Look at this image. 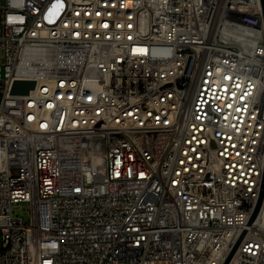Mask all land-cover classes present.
<instances>
[{"label":"built area","instance_id":"obj_1","mask_svg":"<svg viewBox=\"0 0 264 264\" xmlns=\"http://www.w3.org/2000/svg\"><path fill=\"white\" fill-rule=\"evenodd\" d=\"M0 264H264L262 0H0Z\"/></svg>","mask_w":264,"mask_h":264},{"label":"water","instance_id":"obj_2","mask_svg":"<svg viewBox=\"0 0 264 264\" xmlns=\"http://www.w3.org/2000/svg\"><path fill=\"white\" fill-rule=\"evenodd\" d=\"M263 10H264V0H262ZM33 81H15L12 92L14 93H27L29 89L33 88ZM231 256V255H230ZM230 257L228 258V260ZM227 260V262H228Z\"/></svg>","mask_w":264,"mask_h":264},{"label":"rangeland","instance_id":"obj_3","mask_svg":"<svg viewBox=\"0 0 264 264\" xmlns=\"http://www.w3.org/2000/svg\"><path fill=\"white\" fill-rule=\"evenodd\" d=\"M29 205L27 203H20L17 204L13 207V212L15 215H22L24 216V218H28L29 217Z\"/></svg>","mask_w":264,"mask_h":264}]
</instances>
